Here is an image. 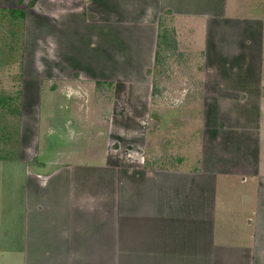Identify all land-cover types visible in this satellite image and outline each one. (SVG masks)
<instances>
[{
    "label": "crops",
    "instance_id": "crops-1",
    "mask_svg": "<svg viewBox=\"0 0 264 264\" xmlns=\"http://www.w3.org/2000/svg\"><path fill=\"white\" fill-rule=\"evenodd\" d=\"M102 2L92 0L91 16L84 5L66 12L69 33L112 27ZM120 3L129 36L149 38L139 81L147 73L155 102L176 103L169 159L138 149L115 160L98 126L104 158L76 159L86 122H50L40 143L21 99L15 124L0 120V264H264V0ZM167 64L169 93L159 95Z\"/></svg>",
    "mask_w": 264,
    "mask_h": 264
},
{
    "label": "rangeland",
    "instance_id": "rangeland-1",
    "mask_svg": "<svg viewBox=\"0 0 264 264\" xmlns=\"http://www.w3.org/2000/svg\"><path fill=\"white\" fill-rule=\"evenodd\" d=\"M115 1L110 5L106 0L102 2L107 5L103 10L115 14L113 28L105 25L110 21L104 20L103 25L86 23L81 29L79 25L72 26L70 33L66 12L81 10L84 5V13L91 16L87 10L92 0H17L15 6L23 9V18L14 16L11 9H0V120L5 122L3 117L9 114L15 124L22 99L25 102L22 114L33 121L26 127L35 135V140L40 137V143L47 135L50 122L54 128L62 118L69 122L75 116L86 122L88 128L84 131L86 127L81 126L80 129L86 135L76 142L81 146L76 159L95 162L104 158L95 132L101 127L106 130L102 147H111L115 160H123L122 156L128 152L137 155L138 149L139 155L145 152L152 160L160 156L169 159L168 113L176 103L168 94L163 95L161 104L158 100L155 102L151 76L147 73L143 77L146 84L139 81L149 38L145 33L143 37L142 31L129 36L133 29L129 32L121 25L124 9L120 0ZM94 11L98 16L101 12L105 18L102 11ZM43 12L49 19L41 18ZM164 68V72L157 73V66L150 71L152 75L154 71L158 76L162 74V80L167 79L162 82L164 87H158L159 95L163 91L169 93V79L173 74L168 64ZM44 85L56 95H49ZM97 111L111 117L102 120L95 114ZM77 124L75 121L73 127ZM162 133L165 136L159 138L157 134ZM117 171L121 178L122 168Z\"/></svg>",
    "mask_w": 264,
    "mask_h": 264
},
{
    "label": "trees",
    "instance_id": "trees-1",
    "mask_svg": "<svg viewBox=\"0 0 264 264\" xmlns=\"http://www.w3.org/2000/svg\"><path fill=\"white\" fill-rule=\"evenodd\" d=\"M13 10V14L14 16H17V17H24V11L23 9H11Z\"/></svg>",
    "mask_w": 264,
    "mask_h": 264
}]
</instances>
